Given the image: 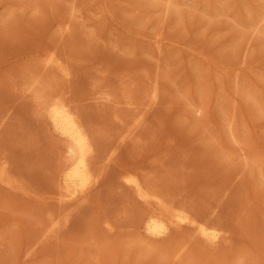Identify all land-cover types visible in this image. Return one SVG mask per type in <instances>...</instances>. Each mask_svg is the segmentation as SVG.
Instances as JSON below:
<instances>
[{
	"label": "bare ground",
	"instance_id": "1",
	"mask_svg": "<svg viewBox=\"0 0 264 264\" xmlns=\"http://www.w3.org/2000/svg\"><path fill=\"white\" fill-rule=\"evenodd\" d=\"M74 19L39 41L47 28L0 16V196L38 202L43 236L82 224L76 235L100 247L127 240L171 264L229 261L225 246L242 229L232 194L264 158L231 128L226 143L186 138L218 131L173 127L161 82L135 51L126 57ZM242 210L251 216L252 204ZM258 249L264 264V236Z\"/></svg>",
	"mask_w": 264,
	"mask_h": 264
},
{
	"label": "rangeland",
	"instance_id": "2",
	"mask_svg": "<svg viewBox=\"0 0 264 264\" xmlns=\"http://www.w3.org/2000/svg\"><path fill=\"white\" fill-rule=\"evenodd\" d=\"M7 14L22 18L20 28H47L39 41L54 34L60 18L73 16L75 29L99 33L102 44L117 45L126 57L135 51L138 65L160 80L173 127L218 131L186 138L226 143L231 128L249 156L264 158V0H0V16ZM197 106L202 116L191 115ZM248 171L228 208L242 224L225 246L229 261L198 264H256L264 236V163ZM242 201L252 204L251 216H244ZM42 225L38 202L0 196V264H171L127 240L100 247L76 235L82 224L56 236H43Z\"/></svg>",
	"mask_w": 264,
	"mask_h": 264
}]
</instances>
